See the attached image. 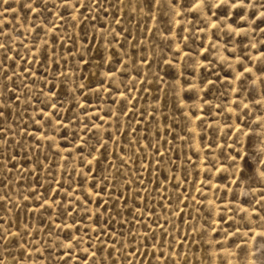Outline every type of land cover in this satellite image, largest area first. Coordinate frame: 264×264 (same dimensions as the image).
<instances>
[{"label":"rangeland","instance_id":"374dc122","mask_svg":"<svg viewBox=\"0 0 264 264\" xmlns=\"http://www.w3.org/2000/svg\"><path fill=\"white\" fill-rule=\"evenodd\" d=\"M21 2L0 264H264V0Z\"/></svg>","mask_w":264,"mask_h":264},{"label":"snow or ice","instance_id":"6c2138e0","mask_svg":"<svg viewBox=\"0 0 264 264\" xmlns=\"http://www.w3.org/2000/svg\"><path fill=\"white\" fill-rule=\"evenodd\" d=\"M7 2H8V0H0V7H2L3 4H7ZM25 3H27V8H28V11H30V12L36 11L39 14H43L44 12H47V10H48V0H23V2H21V4H20V7L22 10L24 8ZM79 6H80L79 4L76 5L77 8H79ZM261 7H264V5H261ZM7 11H8V9L5 8L4 12H7ZM0 15H3V13H0ZM261 15L264 16V13H261ZM0 32H2V29H0ZM2 47H4V45H0V48H2ZM209 83H211V81H209ZM52 87L54 88L55 85H53ZM53 95H55V93H53ZM50 107L56 108L57 105L55 104V102H53L50 105ZM3 115H4V112L2 110H0V117H3ZM58 123H60V122L58 121ZM62 126L67 127L66 124H64ZM109 139H110V137H109ZM107 143H108V141L105 140L104 143L100 145V148L101 149L104 148V146ZM94 150H99V149H94ZM236 158H238V157H234V159H236ZM89 171H91V169ZM97 195L99 196V193H97ZM88 202L91 203V201H88ZM97 207L99 208V205ZM104 211H107V207H105ZM68 214L71 215L70 210H69ZM71 247H72V245L69 244V249H71ZM89 247H91V245H89ZM92 255H93V257H95L96 253L93 252ZM109 255H111V254L109 253ZM69 258H70V256H69ZM0 260H2V257H0ZM65 264H66V262H65Z\"/></svg>","mask_w":264,"mask_h":264}]
</instances>
